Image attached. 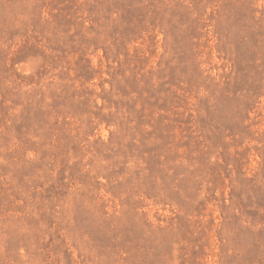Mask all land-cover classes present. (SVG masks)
<instances>
[{"label":"rangeland","instance_id":"rangeland-1","mask_svg":"<svg viewBox=\"0 0 264 264\" xmlns=\"http://www.w3.org/2000/svg\"><path fill=\"white\" fill-rule=\"evenodd\" d=\"M0 264H264V0H0Z\"/></svg>","mask_w":264,"mask_h":264}]
</instances>
